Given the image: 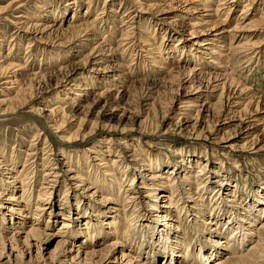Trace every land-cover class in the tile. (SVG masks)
Masks as SVG:
<instances>
[{
	"label": "rangeland",
	"instance_id": "374dc122",
	"mask_svg": "<svg viewBox=\"0 0 264 264\" xmlns=\"http://www.w3.org/2000/svg\"><path fill=\"white\" fill-rule=\"evenodd\" d=\"M70 1L0 0V264H127L121 247L106 250L115 239L96 234L88 244L87 234L67 237V230L84 231L89 218L78 211L96 209L106 219L103 235L106 222L122 226L134 218L133 199L142 200L148 225L138 222L130 238H119L136 264L161 227L148 219L143 175L159 188L174 171L181 186L189 168L200 166L208 189L195 197L203 206L217 207L218 194L236 183L241 206L261 198L264 0ZM205 38H220L221 48L213 52ZM150 163L158 180L149 179ZM112 177L125 187L120 197L106 192ZM23 186L29 200L21 201ZM31 226L38 231L27 236ZM92 248L105 252L86 256ZM155 248L157 264H166Z\"/></svg>",
	"mask_w": 264,
	"mask_h": 264
},
{
	"label": "bare ground",
	"instance_id": "6f19581e",
	"mask_svg": "<svg viewBox=\"0 0 264 264\" xmlns=\"http://www.w3.org/2000/svg\"><path fill=\"white\" fill-rule=\"evenodd\" d=\"M223 2H225V1H223ZM72 3H75V0L70 1L68 4H72ZM68 4H66V5H68ZM77 25H79V24H75L74 26H77ZM44 28H45V26H44ZM219 39L220 38H205L201 42L209 41V44L211 45L213 52H215V50L217 48H221V45H218V43H217L218 42L217 40H219ZM206 44H208V42ZM219 54H221V53L219 52ZM192 56L194 58L195 57L198 58V55L197 54L195 55V53H193ZM191 59L194 60L193 58H191ZM6 67H7V65H6ZM192 70H194V69H192ZM199 73H201V72H199ZM186 122H189V121L187 120ZM29 153L31 154V152H29ZM68 158L71 159V158H73V156L69 155ZM151 164L152 163H150L149 169H152V172H151V174L150 173L148 174L149 176H151L149 179L155 180V178H157V180H158L159 179L158 177L161 176V174L156 173V175H155V173H154V172H156V171H154L155 166H153ZM176 164L177 163L175 162L174 166H176ZM156 166L159 167V164H157ZM189 169H190V170H188L189 172L184 176L185 180L181 183V186H178L179 182L175 179V174L171 176V174L174 173V171H170L171 174L169 173L168 175H166V176L163 175V177H162V178H165L166 180H164V181L159 180L158 181V182H161V184H166V185L159 186V188L157 187V185H159V184L156 183L155 181H154V183L148 182L147 177L145 175H143L142 171L140 170L141 175H143V180L141 181L142 182L141 188L146 189L145 192L148 193L147 194L148 200H146V202H145L147 211H149L148 219H151L152 223L153 222L159 223L161 221V225H160L161 227L158 229L159 231L156 232V234H155L156 239H157L156 241L153 238L154 237L153 233L151 234V236L149 237L151 239V241H150L151 247H149V249L146 251L144 250V253H145L144 259L139 260V258H136V260L138 259V262L136 264H157V259L159 258V255L161 254V252H159L158 249L155 248V244L157 246H159L160 251H163L162 253L164 254V257L167 258L166 264H173V263L174 264L175 263H177V264H209V262L212 260V258L220 256V252L223 251V249L225 251H227L226 254L223 255L222 257H219L218 259H215L213 261L214 264H250L249 260L250 261L254 260L257 264H260V262H261L260 259H263L261 257L264 255V222H261L259 226L253 227L252 225H254V222H257L262 217H264V195L260 194L259 190H257V192H256V193H258L257 195L261 196L262 199L259 197H256V198L254 197V199H252V201H250V203H248V205L243 204V206H241L240 199H237V196H236L237 190L240 189L239 183H236L233 186H232V184H230V187L228 188L227 194L226 195L224 194L225 196L222 194L223 198L220 199L221 194L219 192L221 191V189H219V191L216 193V194L219 193L218 194L219 201L216 200L218 202L217 207L215 206V207L211 208L212 205H211V207L209 205V204H211V201H208L207 204L205 206H203L202 204L199 203V200H198L199 198L196 199L195 194L197 191L201 192L204 189H208L206 187V184H205L206 179H204L203 177L200 176L204 172L205 168L198 166L196 171H193L192 168H189ZM109 172L110 171H108V173ZM104 174L106 175L107 172ZM133 176H134V179H132L131 183L128 184V185H130V187H129L130 189H126L128 191L132 190L131 188H133V189L135 188L134 187L135 186V179H136L135 172H134ZM13 181H15V180H13ZM7 182H9V181H7ZM121 183H122V181L119 182L117 178L114 177V179H113V177H112V179H110V182L107 183V184H109L110 187H108V188L106 187V189H108V191H106V192L118 193V197H120L121 192H123V190H125V187H123L121 185ZM8 184L13 185L12 181L9 182ZM185 185H187V187H188L187 189H186ZM113 187H115L116 189L115 188L111 189ZM0 188H3V184H1V183H0ZM181 188H184L186 191H183V190L181 191ZM159 189L160 190L162 189L161 190L162 192L158 191ZM245 189H247V187ZM263 189H264V187H263ZM27 190H28L27 187H24V186L22 187V190H21L22 195L20 194L22 197L21 201H24V199L29 200L31 198V196H26ZM102 190H104V192H105V189H102ZM182 192H184V193H182ZM66 193H68V192H66ZM198 197L203 198V195H201L199 193ZM128 198L129 199L133 198V195L131 197L129 196ZM114 200L115 199H111L112 202H114ZM133 201L134 202L131 203L132 212H131L130 216H133L134 218L131 217L133 219L130 220L128 223H124L122 226L115 225L116 223L114 224L113 222H110V223L106 222V224L109 225V227H108L109 229L106 232L104 231L103 235H101V233L103 232L102 230L106 229V227L104 225V222L106 219L100 220L101 218L99 217V214H98L100 212L96 211V209H93V211H91L89 213L88 208L87 209L85 208L86 211L79 210L78 212L81 216H83V214H84L90 220L85 219V220H87V221H85L86 222L85 224H87V225L84 227V231H82L81 228L67 230V232L69 233V235H67V237L68 236H76L78 234H81V232H84L87 235H86V237H84L83 242H88V244L89 243L92 244V239L96 236V234L97 235L99 234L104 239L111 237L112 239H115V240H111V242L106 243V245H108L106 250L108 249L109 252H111L112 250L113 251L116 250L117 247H121L120 248L121 249L120 251L122 254L121 258L122 259L125 258L127 264H133L135 258L134 259H133V257L131 258L132 255H129L127 251L125 252L126 249H125L124 245H120L121 244L120 243L121 237L119 238V236L122 235V237H124L126 239L130 238L133 233H131L128 229H130V227H133V232L135 233L136 232V226H137L138 222H140V226H142V227L144 226V224L146 226L148 225V224L144 223L145 213L140 208V204H141L142 200L139 203L136 202L135 199H133ZM189 202H193V204L190 205ZM67 203L64 200L63 206L65 207ZM239 203H240L241 207H238ZM19 204H21V203H19ZM115 204H117V203H115ZM199 204L201 207L197 206ZM36 206H37L36 209L38 210V207L41 206L40 201H37ZM207 206L211 208L210 212L207 211L209 209ZM241 208L244 211L242 213V215L239 214V211H238ZM114 209L118 211V208H115V206H112L111 212H116V211H114ZM40 210H42L41 207H40ZM19 211L21 213L24 212L21 209ZM135 212L137 213V215L134 216ZM214 212H216L217 217H214V218L210 217L213 215ZM59 213L60 212H58V214ZM123 213H124V211H123ZM206 213L209 214L208 215L209 218L208 217L205 218V216L207 215ZM34 214H35V216L38 215V213H36V212ZM89 214H91V215L89 216ZM115 214L118 216L117 213H115ZM124 215H126V214L124 213ZM91 216H94V217L96 216V219H98V221L93 222V218ZM224 217H225V219L227 218L228 222L222 223ZM189 218H191V219H189ZM4 219H6L5 216H3V218L1 219L2 222L4 221ZM21 219L22 220H20L19 225L17 224L18 228H21L22 225H24L23 223L25 221L24 220L25 218H21ZM191 221H193V222L190 224ZM199 221L202 222L203 227L201 229H199V227H198ZM184 222H185V224H184ZM235 223L237 224V226H235ZM113 224H114V226L112 227ZM63 225H64V227H66L67 223L64 221ZM223 225L228 226L226 232L224 231L225 233H223V229H222ZM247 229L250 230V232H248ZM36 230L37 229L34 228V226H31L30 229L26 232L27 236L30 233L35 232ZM59 230H61V229H59ZM199 231L204 233V234L206 233L208 235L206 237L205 236L203 237V235H202V237L199 236V239L196 240L197 242H199V249L193 250L192 240L194 238H197L196 235L199 233ZM105 233H106V235H105ZM143 236L144 237H142L143 239H142L141 243H139L140 250L145 245V235L143 234ZM169 239L171 241L168 244ZM223 240H225V241L223 242ZM146 242H148V241H146ZM247 244L249 246H251V247H249L248 250L246 248ZM207 245H210L209 249L206 248ZM163 246L165 247V249L163 248ZM226 246H228L229 249H225ZM79 250L81 251V248H78V251H77L78 253H79ZM87 252H86L87 253L86 256L89 257V256H92L95 254H99L101 252H105V250L102 249V250L97 252L96 248H92L91 251H87ZM179 255H182V258L179 259ZM139 256H140V254H139ZM255 262H253V263L255 264Z\"/></svg>",
	"mask_w": 264,
	"mask_h": 264
}]
</instances>
